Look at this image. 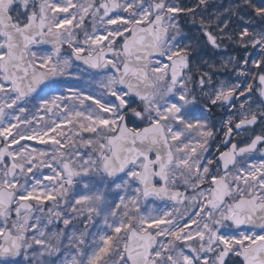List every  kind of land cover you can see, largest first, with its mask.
I'll return each mask as SVG.
<instances>
[{
  "label": "snow or ice",
  "instance_id": "obj_1",
  "mask_svg": "<svg viewBox=\"0 0 264 264\" xmlns=\"http://www.w3.org/2000/svg\"><path fill=\"white\" fill-rule=\"evenodd\" d=\"M0 264H264V0H0Z\"/></svg>",
  "mask_w": 264,
  "mask_h": 264
}]
</instances>
